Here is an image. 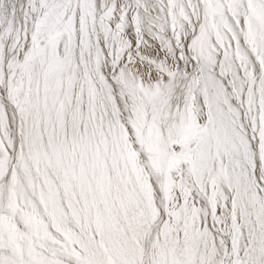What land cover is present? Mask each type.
<instances>
[{"label":"snow or ice","instance_id":"obj_1","mask_svg":"<svg viewBox=\"0 0 264 264\" xmlns=\"http://www.w3.org/2000/svg\"><path fill=\"white\" fill-rule=\"evenodd\" d=\"M0 264H264V0H0Z\"/></svg>","mask_w":264,"mask_h":264}]
</instances>
